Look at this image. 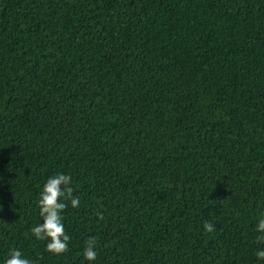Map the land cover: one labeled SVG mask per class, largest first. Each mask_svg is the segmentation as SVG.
I'll return each mask as SVG.
<instances>
[{"label":"trees","instance_id":"obj_1","mask_svg":"<svg viewBox=\"0 0 264 264\" xmlns=\"http://www.w3.org/2000/svg\"><path fill=\"white\" fill-rule=\"evenodd\" d=\"M261 218L264 0H0V264H264Z\"/></svg>","mask_w":264,"mask_h":264},{"label":"clouds","instance_id":"obj_2","mask_svg":"<svg viewBox=\"0 0 264 264\" xmlns=\"http://www.w3.org/2000/svg\"><path fill=\"white\" fill-rule=\"evenodd\" d=\"M72 179L69 175L60 173L50 177L44 184L38 201L42 223L31 229L32 234L38 241L47 240L46 250L53 255H63L69 250L70 236L67 234L63 224L62 213L68 207L70 201L73 208L79 207V198L74 196V189L71 187ZM99 220H104L102 213H97ZM204 229L207 233H213L216 225L205 221ZM255 231L257 244H264V218L258 220ZM84 258L87 261L95 262L98 256L96 251L97 241L90 237L86 242ZM256 256L264 260V249H258ZM4 264H33V261L26 258L19 249L9 252Z\"/></svg>","mask_w":264,"mask_h":264}]
</instances>
